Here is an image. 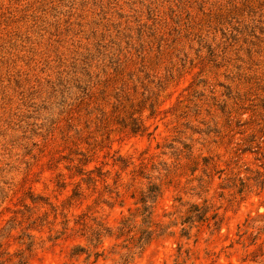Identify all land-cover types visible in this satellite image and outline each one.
<instances>
[{"label":"rangeland","instance_id":"374dc122","mask_svg":"<svg viewBox=\"0 0 264 264\" xmlns=\"http://www.w3.org/2000/svg\"><path fill=\"white\" fill-rule=\"evenodd\" d=\"M177 263L264 264V0H0V264Z\"/></svg>","mask_w":264,"mask_h":264},{"label":"trees","instance_id":"16d2710c","mask_svg":"<svg viewBox=\"0 0 264 264\" xmlns=\"http://www.w3.org/2000/svg\"><path fill=\"white\" fill-rule=\"evenodd\" d=\"M119 53H108L104 54V57L97 59L100 61L99 64L92 65V62L86 67H76L71 71V73H65L61 75L55 83L50 86L49 96L47 100L58 99V104L61 106L63 111H71L73 109L79 108L85 99L89 98L95 93V90H100L101 88H107L110 83L116 81L117 79H124V75L130 72V67L132 66V61L126 55H121ZM95 68L97 71H92ZM141 68L145 69V63H142ZM115 88V87H114ZM263 188V183H262ZM155 193L152 197H149L151 202L156 198L158 191H152ZM142 202L146 201L142 199ZM148 209L149 206L144 207ZM192 211L193 213L191 215ZM208 207L206 206L202 211L198 210V206L191 205L187 219H193V222L204 223L208 221L207 217ZM151 211H147L145 219H151ZM217 215H212L211 218L215 219ZM215 229L219 230L218 222L215 221ZM150 228V226H148ZM145 243L151 241L153 236V231H145ZM189 236V235H187ZM179 264V263H177Z\"/></svg>","mask_w":264,"mask_h":264}]
</instances>
